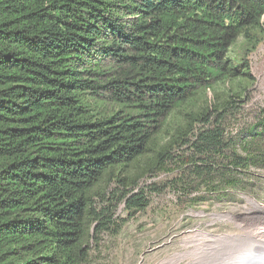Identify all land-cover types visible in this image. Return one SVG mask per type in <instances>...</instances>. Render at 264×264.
<instances>
[{"label": "trees", "instance_id": "1", "mask_svg": "<svg viewBox=\"0 0 264 264\" xmlns=\"http://www.w3.org/2000/svg\"><path fill=\"white\" fill-rule=\"evenodd\" d=\"M263 40L264 0H0V264H89L112 186L145 209L141 181L190 136L211 157L183 164L212 191L264 168V119L229 174L213 159L232 95L209 93Z\"/></svg>", "mask_w": 264, "mask_h": 264}, {"label": "rangeland", "instance_id": "2", "mask_svg": "<svg viewBox=\"0 0 264 264\" xmlns=\"http://www.w3.org/2000/svg\"><path fill=\"white\" fill-rule=\"evenodd\" d=\"M244 40L241 35L231 47L232 59L240 55ZM246 60L247 77L236 76L209 91L232 95L230 105L211 117L224 130V150L213 159L228 174L227 156L261 130L264 119V40ZM179 116L177 110L170 120ZM194 141L190 136L188 143L173 151L164 171L141 181L138 188H146L149 200L145 209H127L121 186H112L108 201L98 204L111 210V220L106 230L96 234L89 264H240L243 254L264 252V237L258 233L264 230L260 221L264 214L249 210L251 199L264 207V168L237 170L239 186L223 179L212 191L216 185L190 176L191 170L183 164L211 157L197 152Z\"/></svg>", "mask_w": 264, "mask_h": 264}, {"label": "bare ground", "instance_id": "3", "mask_svg": "<svg viewBox=\"0 0 264 264\" xmlns=\"http://www.w3.org/2000/svg\"><path fill=\"white\" fill-rule=\"evenodd\" d=\"M250 202L252 203L253 208H250L249 210L253 212L261 211L264 214L263 206H261L259 203H257L252 199L250 200ZM261 218L262 219H260V221H262L264 224V216ZM263 232L264 230H260V232L258 233H261L260 236L264 237ZM262 243H264V240ZM241 258L242 261L240 262V264H264V252H258L257 250L256 251L254 250L253 252H251V254H243Z\"/></svg>", "mask_w": 264, "mask_h": 264}]
</instances>
